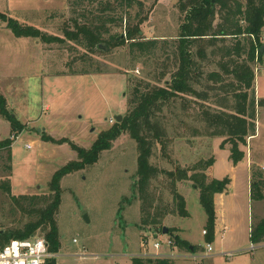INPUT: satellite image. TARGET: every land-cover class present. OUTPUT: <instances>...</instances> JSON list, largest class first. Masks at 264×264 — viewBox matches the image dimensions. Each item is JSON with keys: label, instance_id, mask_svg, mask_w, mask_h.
I'll return each mask as SVG.
<instances>
[{"label": "rangeland", "instance_id": "1", "mask_svg": "<svg viewBox=\"0 0 264 264\" xmlns=\"http://www.w3.org/2000/svg\"><path fill=\"white\" fill-rule=\"evenodd\" d=\"M139 1L143 3L140 16L145 18L140 26L141 37L171 40L177 36L181 23L177 0ZM71 10L68 0H0V94L8 111L24 127L12 140L10 161L7 150L0 151V185L8 182L14 196H49L53 175L77 160L71 144L89 149L98 134L115 123V116L125 115L131 96L128 77H151L162 68L161 50L156 57L131 58L127 44L112 51L105 47V53L85 64L80 59L81 50H74L71 42L48 45L32 38L16 39L7 26L11 19L21 26L62 37ZM136 12V8L127 10L132 16ZM208 67L204 65L202 70ZM87 69L95 72L84 74ZM202 82L205 84L204 79ZM256 87L257 95L264 100V74L257 77ZM179 104L180 100L175 108L158 114L167 117L170 124L166 128L171 139L165 152L173 163L162 158L158 148L153 150L152 161L172 169L174 164L191 168L213 158L214 173L213 169L207 170V176L217 180L229 177L227 193L214 203L217 224L210 243L212 251H206L202 234L206 217L198 202V191L187 188L188 184L182 185L180 193L189 217L168 216L163 227L174 230L190 247L196 246L195 254L186 248L167 247L168 234L141 228L135 189L136 145L122 135L97 162L60 180L55 264H131V258L139 255H165L160 257L172 259L173 264H264V243L253 249L249 240L252 223L264 217V201L250 197L246 164L231 167L227 160L229 147L220 149L223 139L204 135L200 124L187 115L189 110L182 115ZM190 112L194 118L197 111ZM173 113L177 119L170 115ZM11 136L10 124L0 117V141ZM243 150L250 171L255 169L264 176V107L257 111L256 135ZM152 189L157 204L173 211L169 182L164 177L153 180ZM26 221L0 190V230L15 229ZM155 243L160 246L158 250L153 248Z\"/></svg>", "mask_w": 264, "mask_h": 264}, {"label": "trees", "instance_id": "2", "mask_svg": "<svg viewBox=\"0 0 264 264\" xmlns=\"http://www.w3.org/2000/svg\"><path fill=\"white\" fill-rule=\"evenodd\" d=\"M68 1L72 16L61 30L62 37L21 26L11 19L7 26L17 39L32 38L48 45L71 42L74 50L75 47L81 50L80 59L85 64L88 61L92 63L93 56L105 53V47L112 51L127 44L131 58L156 57V52L161 50L162 68L151 77H128L131 96L127 99L122 121L101 131L89 149L71 144L77 160L53 175L49 196H14L8 182L0 185V190L27 219L20 227L0 230V248L12 240L38 236L44 238L49 252L56 255L59 249L56 214L60 204V180L97 162L100 155L110 150L113 142L122 135H127L136 145L135 189L140 201L141 228H151L156 234L162 231L166 217L188 218L186 200L179 191V186L188 184L198 191V202L206 217L204 238L206 244L212 243L215 228L213 199L227 191L230 180L228 177L216 180L207 176L206 171L212 168L213 158L199 161L191 168L175 164L172 169L157 166L152 161L154 148L159 149L161 157L169 160L168 163L171 162L165 152L167 140L171 139L166 128L170 124L167 117L158 114L164 109L175 108L180 100L182 115L189 110L187 115L200 124V128L205 130L204 135L223 139L220 149L229 147L228 159L234 166L243 161V149L256 135L257 111L264 107V100L257 99L255 93L253 66L256 49L251 39L252 36L258 44L264 28V0H177L181 23L177 36L171 40H148L140 36V26L145 18L140 16L143 3L139 0ZM133 8L137 12L132 16L127 10ZM262 46L259 45L260 48ZM260 55L264 52H259ZM208 64L210 69L204 72L202 68ZM92 72L95 70L87 69L84 74ZM191 109L197 111L194 118ZM170 115L173 119L178 118L174 113ZM0 117L11 127L12 136L0 141V151L7 150L10 161L12 140L24 127L8 111L1 94ZM161 177L169 182L173 211H167L156 202L152 181ZM250 197L254 201H264V176L255 169L250 171ZM168 235L173 246L186 248L191 254L198 250L180 239L174 230L168 228ZM249 240L253 247L264 243V217L252 223ZM46 264H55L54 258L47 260ZM131 264H173V261L168 257L139 255L131 258Z\"/></svg>", "mask_w": 264, "mask_h": 264}, {"label": "built area", "instance_id": "3", "mask_svg": "<svg viewBox=\"0 0 264 264\" xmlns=\"http://www.w3.org/2000/svg\"><path fill=\"white\" fill-rule=\"evenodd\" d=\"M251 39L253 40L256 49L253 68L254 79L256 82L257 77L264 74V55L259 56V45L262 44L264 46V32L259 36V45L256 44L255 39L252 36ZM110 123H113V120H110ZM25 148L28 149L29 147L25 146ZM205 233V231L202 232L203 236ZM74 242L76 241L74 240ZM172 246L173 242L168 238L167 247ZM153 248L158 250L160 246L158 243H155L153 244ZM206 251H212L210 244H206ZM52 258H54V255L49 252L47 243L41 238L12 240L0 248V264H46L47 260ZM192 258L195 259L194 257Z\"/></svg>", "mask_w": 264, "mask_h": 264}, {"label": "crops", "instance_id": "4", "mask_svg": "<svg viewBox=\"0 0 264 264\" xmlns=\"http://www.w3.org/2000/svg\"><path fill=\"white\" fill-rule=\"evenodd\" d=\"M17 39V38H16ZM20 39H22V38H20ZM255 93H256V98L257 99H260L259 98V94L257 95V87H256V82H255ZM229 157H227V160L229 161V163H230V166L231 167H233L234 165L231 163V161L228 159ZM214 163H215V161H214ZM214 163H213V165H214ZM241 163H245L246 164V166H247V168H248V171H249V173H250V166H249V164H250V161H247V162H245L244 161V159H243V161H241ZM240 164V163H239ZM213 165H212V168H211V172H212V169H213V173H214V167H213ZM231 170H229L228 172H230ZM232 172V171H231ZM209 173H210V171H209ZM231 174V173H230ZM250 175V174H249ZM226 177H228V176H226ZM229 178V177H228ZM213 179H216V178H213ZM217 180V179H216ZM230 180V179H229ZM249 184H250V176H249ZM230 185V184H229ZM229 185H228V187H227V191H228V188H229ZM190 186L189 185H187V188H189ZM181 188H183L182 186H179V191H180V189ZM227 191L225 192V193H222V194H219V195H215L214 196V199H213V201H214V203L216 202V199L217 198H221L222 196H224L226 193H227ZM184 197V196H183ZM215 205V204H214ZM261 209V208H260ZM217 223H216V218H215V225H216ZM224 232L225 231H223V234H224ZM178 236V235H177ZM181 239V238H180ZM182 240H185V239H182ZM255 248V247H254ZM54 256H56V255H54ZM153 256H159V255H153ZM160 256H165V255H160ZM55 258V257H54Z\"/></svg>", "mask_w": 264, "mask_h": 264}, {"label": "water", "instance_id": "5", "mask_svg": "<svg viewBox=\"0 0 264 264\" xmlns=\"http://www.w3.org/2000/svg\"><path fill=\"white\" fill-rule=\"evenodd\" d=\"M263 52H264V46H262L260 48V53L263 54ZM114 120H115V122L119 123V122L122 121V116H120V115L115 116ZM84 218L86 219V217H84ZM161 232H162V234L167 235L168 234V229L166 227H163Z\"/></svg>", "mask_w": 264, "mask_h": 264}]
</instances>
